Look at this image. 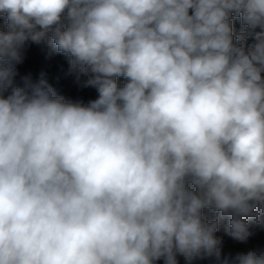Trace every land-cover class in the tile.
<instances>
[{
	"label": "clouds",
	"instance_id": "clouds-1",
	"mask_svg": "<svg viewBox=\"0 0 264 264\" xmlns=\"http://www.w3.org/2000/svg\"><path fill=\"white\" fill-rule=\"evenodd\" d=\"M0 16V264H264L217 236L264 230V0H0ZM28 44L96 98L18 84Z\"/></svg>",
	"mask_w": 264,
	"mask_h": 264
},
{
	"label": "trees",
	"instance_id": "trees-1",
	"mask_svg": "<svg viewBox=\"0 0 264 264\" xmlns=\"http://www.w3.org/2000/svg\"><path fill=\"white\" fill-rule=\"evenodd\" d=\"M4 17L0 16V25L4 24ZM240 22L234 21V34L239 32ZM253 43L251 37L245 42V47ZM24 61L16 66L15 80L18 84H23L25 78L36 82L40 79L47 80L48 84L56 91L58 95H63L66 99L79 101L87 104L90 100L96 98L94 87H83L84 81L90 78V74H84L79 69H72L69 64V58L55 51L51 45L28 44L23 49ZM121 85L123 78H119ZM207 215V212H206ZM227 220L222 222L221 229L217 233L222 239V248L225 253L235 252L237 244L230 241V237L224 231ZM254 246L264 247V230L260 231L252 238ZM180 264H185L183 257H178ZM158 264H163L159 261ZM193 264H216L214 259H198Z\"/></svg>",
	"mask_w": 264,
	"mask_h": 264
},
{
	"label": "rangeland",
	"instance_id": "rangeland-1",
	"mask_svg": "<svg viewBox=\"0 0 264 264\" xmlns=\"http://www.w3.org/2000/svg\"><path fill=\"white\" fill-rule=\"evenodd\" d=\"M230 241H231V243L234 242L237 244V249L235 252H232L233 254L236 252H239V251H246L249 248L255 247L252 239L247 244L237 242V241L233 240L231 237H230Z\"/></svg>",
	"mask_w": 264,
	"mask_h": 264
}]
</instances>
